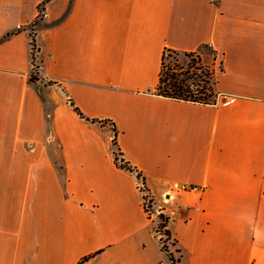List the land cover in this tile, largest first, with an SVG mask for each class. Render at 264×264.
Here are the masks:
<instances>
[{"label":"crops","instance_id":"1","mask_svg":"<svg viewBox=\"0 0 264 264\" xmlns=\"http://www.w3.org/2000/svg\"><path fill=\"white\" fill-rule=\"evenodd\" d=\"M44 1L0 0V264H168L139 182L176 264H264V0ZM166 50L215 103L155 94Z\"/></svg>","mask_w":264,"mask_h":264},{"label":"trees","instance_id":"2","mask_svg":"<svg viewBox=\"0 0 264 264\" xmlns=\"http://www.w3.org/2000/svg\"><path fill=\"white\" fill-rule=\"evenodd\" d=\"M50 0H45L41 5L38 6V10L43 11L45 4ZM35 25V23L33 24ZM20 31L19 29L16 30V32ZM10 33L7 34L9 36ZM28 36L30 38V47H31V64H32V73L30 76L31 81H35L36 77L34 76V71L38 67L37 60H36V54L38 51V47L36 45L35 35L33 28L30 29ZM170 53H174L172 50H166L163 53L162 62H161V69L159 73L158 83L155 88V94L168 97L176 100H184V101H192V102H199L203 104H213L216 101V95L213 91V85L214 81L210 84V80L208 81L209 86L207 88L208 92H205L203 88L199 89L200 84L199 82L195 81L193 82V85L196 86V89H192L189 84L186 83L187 78H181L180 74L174 71V68L169 69L167 66H165V57L168 56ZM177 53V52H175ZM73 110L81 117L85 118L83 114L79 111L77 107L74 106L73 102H69ZM87 121L95 122L94 120H91L89 118H85ZM116 136L117 131L114 129V136L112 138V144L114 146V161L115 164L125 169L129 172H133L134 169L131 167V165L124 160L123 154L121 150L118 148L116 143ZM138 177H140L139 174H137ZM160 223L158 228H164V222L165 219L162 215H159ZM164 234L167 236V232L164 231Z\"/></svg>","mask_w":264,"mask_h":264},{"label":"rangeland","instance_id":"3","mask_svg":"<svg viewBox=\"0 0 264 264\" xmlns=\"http://www.w3.org/2000/svg\"><path fill=\"white\" fill-rule=\"evenodd\" d=\"M39 21L40 19L35 20L34 26H36ZM30 29H32V25H31V28L28 29V33ZM33 30L35 31V28H33ZM164 62H165V66H167L169 69L174 68V71L179 73L181 78H187L186 83L189 84L192 89H196V86L193 85V82L197 81L200 84L199 89L203 88L205 92H208L207 90L209 86L208 81L210 80L209 81L210 84L213 82L214 80L213 74L210 70L211 68L203 65V63L201 62V60L199 59L196 53H191V54H188V53L180 54V53H175V52L170 53L168 56L165 57ZM219 65L220 63L218 64V66ZM218 69L220 68L218 67ZM112 136H114V128H112ZM154 214H156L155 209L153 210V215ZM153 215H148L149 218H152L153 220V223H154L153 230L157 232V236L162 235L161 241L165 242L164 247L162 246L163 248L162 247L161 248L162 250L164 249L165 252L168 251L170 253L169 255H167L169 259L168 264H176L178 254L176 253L175 248L171 245V243L168 244L167 236L164 234V229L161 227L157 229L159 224H161L159 215H156V216H153Z\"/></svg>","mask_w":264,"mask_h":264},{"label":"built area","instance_id":"4","mask_svg":"<svg viewBox=\"0 0 264 264\" xmlns=\"http://www.w3.org/2000/svg\"><path fill=\"white\" fill-rule=\"evenodd\" d=\"M44 16V11H40L38 10V16H37V19H41L42 17ZM17 29L19 30H23L24 27L23 26H19ZM138 189H139V192L143 198V207H144V210H145V213L147 215H153V210H154V205H153V201L149 195V193L146 191L144 185L142 182H139V185H138ZM198 209V208H196ZM161 234V233H160ZM161 236H159V240L161 242V247L163 246L164 247V244L165 242L161 241ZM162 247V248H163ZM164 251V249H163ZM165 252V251H164ZM167 255H169L170 253L168 251L165 252Z\"/></svg>","mask_w":264,"mask_h":264}]
</instances>
